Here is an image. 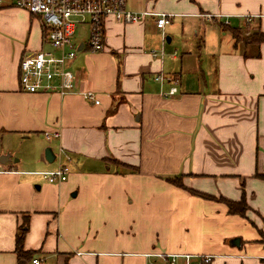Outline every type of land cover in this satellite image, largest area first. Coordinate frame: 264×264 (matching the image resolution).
Here are the masks:
<instances>
[{"label":"crops","instance_id":"0c3cea01","mask_svg":"<svg viewBox=\"0 0 264 264\" xmlns=\"http://www.w3.org/2000/svg\"><path fill=\"white\" fill-rule=\"evenodd\" d=\"M126 6L170 14V23L161 32L149 18L106 19L103 50L68 62L74 91L62 97L20 91L19 61L47 47L44 29L38 16L0 6V264H16L25 218L24 248L39 264H165L159 252L264 264V42L235 43L224 28L264 36V0ZM162 48V58L151 55ZM157 74L178 77V92L164 96L170 84ZM59 144L70 170L54 184L35 172L57 167L44 150ZM178 175L186 189L168 181ZM188 189L248 208L230 214Z\"/></svg>","mask_w":264,"mask_h":264},{"label":"built area","instance_id":"2783aa9c","mask_svg":"<svg viewBox=\"0 0 264 264\" xmlns=\"http://www.w3.org/2000/svg\"><path fill=\"white\" fill-rule=\"evenodd\" d=\"M24 9L38 16L43 26V40L47 47L24 55L18 65V87L26 93H57L64 96L74 91V75L68 68V62L82 49L101 51L104 48V26L108 18L117 23L131 24L152 19L155 27L163 32L170 23L171 15L153 10L132 11L127 8L126 0H0ZM228 21L225 20V23ZM84 40H75L76 35ZM81 45V49L79 46ZM153 57L164 56L163 48L151 51ZM154 79L170 84L163 95L170 97L178 92L179 78L157 74ZM87 101L98 104L94 92L81 91ZM46 139H59V131H45ZM58 164L53 170L37 171L47 182L60 184L69 174V159L64 148L59 144L54 154ZM264 173V169L262 170ZM165 264H210L213 256L193 253H153ZM32 264L39 260L32 259Z\"/></svg>","mask_w":264,"mask_h":264},{"label":"trees","instance_id":"16d2710c","mask_svg":"<svg viewBox=\"0 0 264 264\" xmlns=\"http://www.w3.org/2000/svg\"><path fill=\"white\" fill-rule=\"evenodd\" d=\"M224 28L226 30H229V32L232 34L235 43H237L239 40H243L244 42H250L254 44H259L260 42H264V36L259 30H255L254 32L250 33L249 36L246 38H242L241 37L242 30L240 28H234L229 26H224ZM168 181L178 187L185 188L176 177L168 178ZM188 191L202 198L223 202L227 206L228 212L230 214L244 215L246 209L248 208L243 198H241L239 201H233L224 197L216 198L213 195L194 191L191 189H188ZM27 226H28V222H27V218H25L23 222L19 225L15 234L14 253L16 255V264H27L28 262H31L32 259H34V255L36 253V251L34 250L24 248V237L27 231Z\"/></svg>","mask_w":264,"mask_h":264},{"label":"rangeland","instance_id":"374dc122","mask_svg":"<svg viewBox=\"0 0 264 264\" xmlns=\"http://www.w3.org/2000/svg\"><path fill=\"white\" fill-rule=\"evenodd\" d=\"M249 35L245 32L242 31V38H246L248 37ZM75 40L77 41H80V40H84L82 36H79L78 34L75 36ZM242 40H239V42H241ZM174 43H172L171 45L170 44H166V48L171 50L172 47H173ZM166 50V49H165ZM180 182H182V177H180L179 175L176 177Z\"/></svg>","mask_w":264,"mask_h":264},{"label":"water","instance_id":"95a60500","mask_svg":"<svg viewBox=\"0 0 264 264\" xmlns=\"http://www.w3.org/2000/svg\"><path fill=\"white\" fill-rule=\"evenodd\" d=\"M79 49H80V46H79ZM54 153L52 151V149L50 147H47L45 150H44V158L47 160V161H53L54 160ZM233 242H238V239H234Z\"/></svg>","mask_w":264,"mask_h":264}]
</instances>
